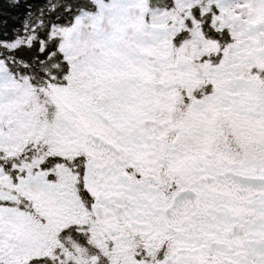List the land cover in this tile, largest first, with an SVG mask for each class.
Here are the masks:
<instances>
[{"label": "snow or ice", "instance_id": "6c2138e0", "mask_svg": "<svg viewBox=\"0 0 264 264\" xmlns=\"http://www.w3.org/2000/svg\"><path fill=\"white\" fill-rule=\"evenodd\" d=\"M0 264H264V0H0Z\"/></svg>", "mask_w": 264, "mask_h": 264}]
</instances>
